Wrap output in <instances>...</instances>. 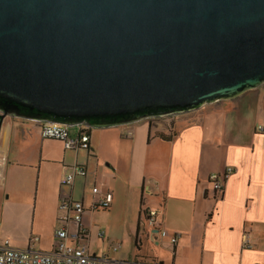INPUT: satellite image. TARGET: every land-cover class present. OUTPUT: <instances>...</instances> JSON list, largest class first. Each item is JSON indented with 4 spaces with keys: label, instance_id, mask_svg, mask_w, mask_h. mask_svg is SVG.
<instances>
[{
    "label": "crops",
    "instance_id": "0c3cea01",
    "mask_svg": "<svg viewBox=\"0 0 264 264\" xmlns=\"http://www.w3.org/2000/svg\"><path fill=\"white\" fill-rule=\"evenodd\" d=\"M258 125L264 126V94L249 91L185 114L117 127H72L73 133H88L90 150H66L62 142L42 137L41 122L7 117L0 135V154L7 159L0 230L28 231L24 238L8 234L16 247L52 251L58 205L73 199L85 206L90 254L104 213L108 226H120L123 234L120 244L99 257L127 264H264V133ZM75 165L86 176L62 184ZM229 166L234 172L224 192L216 193L210 176ZM96 187L112 194L104 211L92 208L101 199ZM148 209L159 211L168 233L157 243L149 238ZM124 232L132 238L131 250L124 249ZM174 234L176 244L170 240ZM245 234L250 247L243 246Z\"/></svg>",
    "mask_w": 264,
    "mask_h": 264
},
{
    "label": "water",
    "instance_id": "95a60500",
    "mask_svg": "<svg viewBox=\"0 0 264 264\" xmlns=\"http://www.w3.org/2000/svg\"><path fill=\"white\" fill-rule=\"evenodd\" d=\"M264 84V0H0L7 117L107 128Z\"/></svg>",
    "mask_w": 264,
    "mask_h": 264
},
{
    "label": "built area",
    "instance_id": "2783aa9c",
    "mask_svg": "<svg viewBox=\"0 0 264 264\" xmlns=\"http://www.w3.org/2000/svg\"><path fill=\"white\" fill-rule=\"evenodd\" d=\"M70 126L55 123H42L41 135L44 139H53L62 142L66 150H90L89 135L85 131L78 134L71 131ZM257 131L264 133V126L258 125ZM128 132L126 137H131ZM7 159L0 154V185L4 181V168ZM73 172L63 176L62 184L72 185L78 176H86L87 171L80 165H75ZM234 172L229 166L223 174H212L210 182L216 193H223L225 184ZM95 195L101 194V199L94 203L93 209H108L112 203V194H103L100 188L93 190ZM58 228L55 231L54 249L49 252L38 251L33 248L22 250L11 246L10 240L0 238V264H127L109 260L106 257L92 255L89 252L87 240L89 231L83 225V214L85 206L82 201L73 199L63 200L58 205ZM145 221L150 228L149 238L151 242L157 243V237H168L167 231L162 229V219L158 210L148 209L145 212ZM103 236V233H100ZM178 234L171 235L172 244H176ZM38 238L34 239V242ZM243 246L250 247V239L247 234L243 236ZM117 250V248H115Z\"/></svg>",
    "mask_w": 264,
    "mask_h": 264
},
{
    "label": "rangeland",
    "instance_id": "374dc122",
    "mask_svg": "<svg viewBox=\"0 0 264 264\" xmlns=\"http://www.w3.org/2000/svg\"><path fill=\"white\" fill-rule=\"evenodd\" d=\"M249 92H255L258 95L263 96L264 94V84L261 85L259 88L257 89H253L250 90ZM100 211H104L103 209H101ZM97 233L94 232L93 237L90 239V243H91V251L92 254L93 253H97L98 256H100V254H102V252H107L108 250H112L114 245L120 244V239L122 238V234H123V230L120 226H112L110 227V225L108 226L109 220H108V215L102 213L101 215L98 216L97 219ZM108 228L111 231V235L108 234ZM0 232H2L3 237H1L2 240H10L11 242V238L8 237V234L14 235L16 238H24L26 236V234H28V231L26 230H16L13 229L12 227H7L5 226L2 230H0ZM103 233V236H100L99 234ZM123 237H125L127 239V244L125 245V248L129 245L130 250L134 248V244L131 241L132 238H127L126 237V233L124 232ZM15 242L11 243V246L14 248H18V249H22L19 247H16ZM34 249V248H33ZM25 250V249H22ZM101 252V253H100ZM104 254V253H103Z\"/></svg>",
    "mask_w": 264,
    "mask_h": 264
},
{
    "label": "trees",
    "instance_id": "16d2710c",
    "mask_svg": "<svg viewBox=\"0 0 264 264\" xmlns=\"http://www.w3.org/2000/svg\"><path fill=\"white\" fill-rule=\"evenodd\" d=\"M88 129H90V128H88Z\"/></svg>",
    "mask_w": 264,
    "mask_h": 264
}]
</instances>
